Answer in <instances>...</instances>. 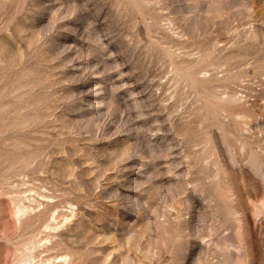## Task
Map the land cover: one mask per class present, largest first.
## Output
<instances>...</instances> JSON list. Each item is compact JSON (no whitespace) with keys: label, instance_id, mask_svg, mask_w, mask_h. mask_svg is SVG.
<instances>
[{"label":"rangeland","instance_id":"1","mask_svg":"<svg viewBox=\"0 0 264 264\" xmlns=\"http://www.w3.org/2000/svg\"><path fill=\"white\" fill-rule=\"evenodd\" d=\"M0 264H264V0H0Z\"/></svg>","mask_w":264,"mask_h":264}]
</instances>
